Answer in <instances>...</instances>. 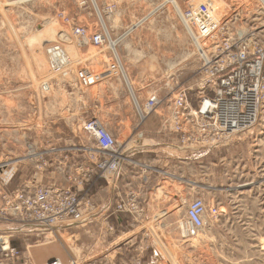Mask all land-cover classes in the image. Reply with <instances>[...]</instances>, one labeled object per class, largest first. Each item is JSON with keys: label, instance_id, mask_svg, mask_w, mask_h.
Listing matches in <instances>:
<instances>
[{"label": "rangeland", "instance_id": "obj_1", "mask_svg": "<svg viewBox=\"0 0 264 264\" xmlns=\"http://www.w3.org/2000/svg\"><path fill=\"white\" fill-rule=\"evenodd\" d=\"M200 3L222 26L207 40L183 21L184 11ZM98 33L104 42L94 45L91 39ZM239 38L264 48V0H0L1 148L21 158L22 147L10 137L24 138L40 152L37 142L44 136L54 142L69 139L77 154H90L84 108L70 125L62 120L43 133L19 125L17 106L26 101L32 105V95L46 99L58 88L91 92L102 105L94 107L99 109L100 124L102 120L118 143L132 134L138 139L130 147L138 155L133 163L144 191L131 194L138 211L120 227L125 233L107 235L98 213L91 222L57 236L54 241L65 251L58 245L33 248L36 262L55 253L64 261L105 255L109 262L120 264H134L137 258L145 264H264V102L251 127L217 141L211 140L210 120L195 114L212 96L218 77L201 75L202 51L210 56L217 50L214 43L222 47L224 41ZM53 44L61 45L72 62L67 75V67L59 72L50 67L47 49ZM112 63L117 72L100 83L82 88L74 81L81 67L101 72ZM45 78L52 85L49 92L40 91ZM181 90L186 93L187 110L174 120L173 101ZM152 95L160 103L141 120L136 106ZM193 122L209 125L205 130L200 127V145L181 143V137H186L183 132L196 133ZM7 124L10 128H5ZM45 155L42 172L50 164ZM40 164L21 158L14 165L12 185L33 174L40 183L53 181L46 174H36ZM62 179L65 185L84 180L80 173ZM88 179L93 183L91 195L95 185L105 184L100 178ZM98 187L93 198L100 204L113 192ZM196 197L206 206L204 227L195 237H183L179 226ZM36 241L47 240L19 237L14 243L21 249ZM152 247L159 256L146 263Z\"/></svg>", "mask_w": 264, "mask_h": 264}, {"label": "built area", "instance_id": "obj_2", "mask_svg": "<svg viewBox=\"0 0 264 264\" xmlns=\"http://www.w3.org/2000/svg\"><path fill=\"white\" fill-rule=\"evenodd\" d=\"M183 19L184 23L194 27L197 36L204 40L214 37L217 31L222 30L220 22L204 3L198 4L196 8H187L183 13ZM76 33L79 34V30H76ZM91 41L94 45L104 42L100 33L95 34ZM213 49L217 50L207 56L200 48L203 56L201 75L218 77L214 82L212 96L204 100L206 104L202 103V107H199L195 114L210 120V126L213 127V129L209 127L212 130L211 140L217 141L247 129L256 122L260 106L264 102V48L257 44H251L250 40L239 38L232 43L224 41L222 47L216 46L214 43ZM60 52L63 54L61 55ZM47 54L52 70L59 72L67 67L68 69L64 70L67 75L72 68V62L69 56L64 53V48L59 44L50 45ZM116 72L117 66L114 63L101 72L81 67L77 70L74 81L78 87L87 88L102 82ZM59 77L67 79L70 76ZM51 86L47 78L41 83L40 91L49 92L52 89ZM159 103L160 100L152 95L144 105H137L136 111L141 120L146 117L144 115L153 113ZM187 104L186 93L181 90L174 98L171 119L181 118L184 111L187 110ZM85 123L84 128L92 142V150L90 154H87V164L78 163L75 166L77 174L80 173L85 180H81L79 183L72 182L66 185L52 182L40 183L32 176L27 181L13 186L14 165L21 158L28 157L39 160L41 164L37 166V169H40V166L45 167L46 163L42 151L35 152L32 144L23 140L24 138H9L14 145L17 143L18 147H22L24 153L21 158L0 146V156H2L0 159V264H35L24 251L15 245L14 241L19 237H36L47 240L40 243L36 241L35 244L51 242L57 239L61 232H67L72 228L91 222L98 213L101 214L102 224L106 226L105 233L112 235L116 228L107 221L108 217L125 214L133 218L134 213L138 211V205L134 196L131 195L133 193L121 194L116 191V182L122 175L124 166L131 161L130 156L135 150L130 147V143L135 144L138 139H133L134 134H132L123 143H118L114 135L99 124L96 119L88 120ZM9 125L7 124L5 128H10ZM191 126L196 130V133L183 132L186 137L183 135L180 142L186 141L190 145H200V127L205 130L209 125L193 122ZM20 127L22 126L20 125ZM138 128L139 124L135 126L134 133ZM138 136L140 137L141 133ZM49 150L53 151V148H49ZM88 150H90L89 147ZM133 162L131 161V164ZM90 177L100 178L112 189L113 194L103 206L93 198V190L98 185L94 186L91 195L93 183L90 182L91 179H88ZM205 212L206 206L200 197L192 199L187 205L184 219L179 226L181 236H197L204 227ZM149 256L146 263H153L158 258L159 252L152 247ZM116 263L120 264L119 261ZM116 263L109 262L105 255H102L79 261L73 257L65 263L58 258H52L43 264ZM134 264L145 263L137 258Z\"/></svg>", "mask_w": 264, "mask_h": 264}, {"label": "crops", "instance_id": "obj_3", "mask_svg": "<svg viewBox=\"0 0 264 264\" xmlns=\"http://www.w3.org/2000/svg\"><path fill=\"white\" fill-rule=\"evenodd\" d=\"M32 97L34 98L32 105H30L29 101H26V104H21L24 106H17V108L21 112L20 114L21 120L18 122L22 127H25L27 129L38 128L43 133L47 129V127H51L52 124L54 126L56 125V123H60L62 120L66 121L67 124L70 125L71 121L74 120V118H76L75 113L78 112V110L81 108H84L86 114H88L86 116L87 119L86 121L91 119H96L100 124L99 120L101 118L97 112L99 109L95 108L94 110V107H98L100 105L99 107L101 108L102 105L98 100V98L93 94H91V92L89 91L77 93L70 89L64 90L58 88V89H54L52 93L47 96L46 99L42 98L40 100L39 98H37L36 95H32ZM101 125L104 128H106L102 120H101ZM56 141L57 142L51 141L50 139H45V137L42 136V138L39 139V142H37L44 157H46L45 154L49 155L50 164L47 168L43 169V172L42 169L36 170L37 171L36 174L39 176L46 174L49 177H51L53 180L49 182L59 185H65L63 183L65 182V179L63 181L62 178H65L66 176H71V177L76 176L77 170L75 166L78 164V162H80L81 164L82 162L84 163L87 158V155L85 153L77 154L76 149L73 147L74 144L73 141L69 139L59 138ZM52 145L54 147H52ZM49 148H53V152L46 153L48 152ZM130 160L132 162L138 161V155L136 152H134L130 156ZM131 161L124 166L123 173L116 182V191L121 194L138 193L144 191L142 188L143 184H141L142 186L138 184L140 180L137 177H140V174L139 176H137L138 174H136L135 165L134 163L131 164ZM32 176L34 177V174ZM99 187L100 190H103V188L108 190L111 189L110 185H106V184H103L102 186L100 185ZM108 200L109 199L107 198L104 199L103 201L100 202V205L103 206ZM128 219H130V216L125 214H120V215H114L108 217L107 221L116 228L115 230L117 232L119 231L122 232L120 230V227L129 224ZM122 233L124 234L125 232ZM49 245H58L64 250L63 245L57 241H51L47 243L45 242L42 244H29L26 246L24 244L21 246V250L24 251L25 254L28 255L32 260V262L35 264H43L52 258H58L64 263L67 262V260L64 261L55 253H49L43 261L36 262L32 256V249L38 247L41 248Z\"/></svg>", "mask_w": 264, "mask_h": 264}, {"label": "bare ground", "instance_id": "obj_4", "mask_svg": "<svg viewBox=\"0 0 264 264\" xmlns=\"http://www.w3.org/2000/svg\"><path fill=\"white\" fill-rule=\"evenodd\" d=\"M198 6V4H196L195 6H193V8H196ZM61 53V55L63 54V52H60ZM65 53V52H64ZM65 55V54H64ZM67 55V54H66ZM49 59V58H48ZM200 64V63H199ZM45 79H47V78H45ZM45 79H44V81H45ZM44 81H42L41 83H43ZM41 83H40V87H41ZM41 89V88H40ZM204 103V105L206 104V101H204L203 102ZM15 138H19V137H15Z\"/></svg>", "mask_w": 264, "mask_h": 264}]
</instances>
